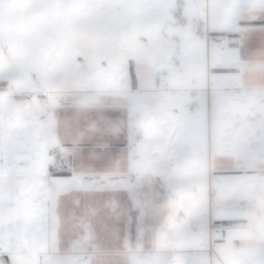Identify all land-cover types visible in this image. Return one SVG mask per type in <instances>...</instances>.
<instances>
[{"label":"crops","instance_id":"crops-1","mask_svg":"<svg viewBox=\"0 0 264 264\" xmlns=\"http://www.w3.org/2000/svg\"><path fill=\"white\" fill-rule=\"evenodd\" d=\"M59 1L0 0V15L32 17L39 12L51 23V38L57 44ZM210 1L204 17H198V33L192 37L203 41L206 49L204 84L191 89L186 123L181 112L186 107L184 98L180 97L178 104L175 101L170 112L163 110L168 119L163 140L159 135L156 138L160 118L149 110L153 87L136 88L127 78L124 87L91 94H86V89L70 98L75 89L68 86L95 81L78 77L63 82L55 77L73 62L71 56L77 51L69 47L60 50L57 46L60 58L55 67L33 57L30 70L0 80V112L10 113L11 119L5 122L9 130H42L50 150L65 158L83 154L72 180L59 185L61 196L49 252L54 253L63 241V225L72 235L67 240L78 236L80 242L57 257V264H69L75 257L78 264L80 260L91 264L99 254L92 249L95 240L90 229L96 219L113 212L117 205L127 217L118 228V264H264V0ZM214 2L224 6L222 11L213 8ZM89 49L83 48L81 53ZM84 59L76 58L78 62ZM213 69L223 74L214 75ZM196 108L204 128L205 162L187 169L181 133L185 124L197 122ZM63 109L79 111L75 129L63 125ZM96 111L105 115L97 116ZM134 121L142 125H134ZM148 122L158 126L148 128ZM158 157L167 166L164 192L174 198L170 206L175 204L180 214L174 220L166 218L172 209L165 196H159L154 206ZM36 176L37 170L29 169L16 177L17 209L25 208L36 195ZM188 184H193L191 190ZM65 208H71L67 219ZM143 213L146 224L140 228L146 232L140 237L137 223ZM104 226L102 223L98 228ZM156 227H162L163 233L156 235ZM138 242L144 245L139 252ZM6 257L9 264L29 262L20 249L9 256L5 248L0 252V264Z\"/></svg>","mask_w":264,"mask_h":264},{"label":"rangeland","instance_id":"rangeland-1","mask_svg":"<svg viewBox=\"0 0 264 264\" xmlns=\"http://www.w3.org/2000/svg\"><path fill=\"white\" fill-rule=\"evenodd\" d=\"M208 1L210 0H60L57 6L61 12L57 26L60 40L57 44L54 38L53 40L51 38V23L39 12L32 17L31 15H0V80L11 78L16 72H22L21 65L25 60L28 64L33 62V57H26L22 45L38 30L49 29V47L51 49H57L58 46L60 50L67 47L74 52L78 50L77 56H75L76 54L71 56L73 62H68L67 71L59 70L55 73V77L63 82L73 81L72 78L78 77H90L95 81L94 84L81 86L73 83L68 86L77 90L72 92L73 95L70 98H75L74 95L84 92L83 90L86 89V94H91L93 91L99 92L101 89L124 87L127 78H129L128 67L131 65L134 69L132 82L136 85L135 87L154 88L149 92L153 99L149 110L155 111V116L160 118L161 124L157 125L156 138L159 135L163 140L164 136L166 138L164 127L166 130V126H168L166 124L168 119H166L167 116L164 117L163 110L167 109L166 112H168L169 109L170 112V109L173 108L171 105H174L175 101L180 102V97L184 98L186 107L180 110L186 123L190 115L188 104H190L191 89L204 84L206 49L203 41L202 43L198 40L195 41L192 37L198 33L199 22L201 23V19L198 17H204ZM211 4L210 1L209 11ZM214 4L213 8L216 7L222 11L224 6L219 5L218 2H214ZM195 17H197L196 20ZM86 47L90 48L89 51L82 54L81 50ZM78 56L85 57V59L78 62L76 60ZM102 62L105 63V67L102 66ZM184 62L185 66H182ZM178 81L180 82L178 83ZM63 86L66 87L64 84ZM168 104H170L169 107ZM106 109L108 110V108ZM159 112H161V116L157 115ZM193 112L194 115L199 113L197 122L194 124L192 121L187 127L185 124V131L181 133V140L185 146V167L187 169L192 168L194 163L200 166L205 162L202 116L199 108L194 109ZM61 114L63 125L75 129L79 111L63 109ZM150 114L152 115V113ZM103 115L105 113L97 112V116ZM171 118H173L172 115ZM136 123L139 126L142 125L140 121H134L133 124L136 125ZM146 125L148 128L154 126V124L151 125V122ZM177 132L176 129L172 136L171 145L173 148L176 147ZM135 142L139 141L135 140ZM158 158L160 161L154 167L158 176L154 192V206L158 205L159 196L161 199L165 196L169 208L172 209L166 218L168 220V216H171L170 219L174 220L180 214L178 208L174 209L175 204L170 206V201L174 198L164 192L166 182L163 172L167 166L163 164V158ZM188 185V189L191 190L193 184ZM178 198H176L177 201ZM70 210L71 208L64 210L66 219ZM143 216L144 213L137 223V233L140 237L143 235V231L146 232V229L140 228L146 224ZM61 217L63 220L64 217ZM126 219V212L119 211L117 205L113 212L101 215V218L94 221L95 223L91 222L94 227H91L90 234L95 240L92 249L99 254L91 259V264H118V233L121 235V230L118 228ZM98 221L101 223H97ZM102 223L105 226L98 228V225ZM157 227L156 235L163 233L162 227ZM60 232L64 239L60 241L59 245L63 247L69 241L67 238L72 235L65 225L60 229ZM97 237H99V244L96 243ZM136 246L139 252L144 245L138 242ZM78 261L75 257L74 260L69 261V264H78ZM87 261L80 260V263L86 264Z\"/></svg>","mask_w":264,"mask_h":264},{"label":"snow or ice","instance_id":"snow-or-ice-1","mask_svg":"<svg viewBox=\"0 0 264 264\" xmlns=\"http://www.w3.org/2000/svg\"><path fill=\"white\" fill-rule=\"evenodd\" d=\"M50 30L40 29L23 43L26 57L43 58L56 66L60 53L49 47ZM78 51V50H77ZM28 71L27 60L21 65ZM134 69L128 67L132 80ZM214 75H221L213 69ZM9 112H0V252L6 248L10 256L17 249L29 256L28 264H57V257L75 247L79 237L70 239L55 252H49V241L55 229L54 217L61 196L59 185L71 181L75 167L83 159L67 157L48 147L46 133L37 129L9 130L5 122L10 120ZM29 169L37 170L38 188L28 205L17 209L14 204V181ZM3 264H9L7 257Z\"/></svg>","mask_w":264,"mask_h":264},{"label":"built area","instance_id":"built-area-1","mask_svg":"<svg viewBox=\"0 0 264 264\" xmlns=\"http://www.w3.org/2000/svg\"><path fill=\"white\" fill-rule=\"evenodd\" d=\"M216 43H220L219 40H216Z\"/></svg>","mask_w":264,"mask_h":264}]
</instances>
